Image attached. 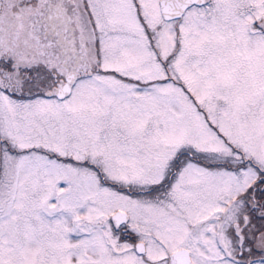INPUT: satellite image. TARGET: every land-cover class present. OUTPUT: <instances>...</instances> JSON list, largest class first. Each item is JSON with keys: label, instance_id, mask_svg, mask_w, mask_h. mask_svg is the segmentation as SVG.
I'll return each instance as SVG.
<instances>
[{"label": "snow or ice", "instance_id": "obj_1", "mask_svg": "<svg viewBox=\"0 0 264 264\" xmlns=\"http://www.w3.org/2000/svg\"><path fill=\"white\" fill-rule=\"evenodd\" d=\"M0 264H264V0H0Z\"/></svg>", "mask_w": 264, "mask_h": 264}]
</instances>
